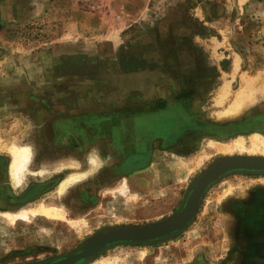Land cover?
Listing matches in <instances>:
<instances>
[{
	"label": "rangeland",
	"instance_id": "1",
	"mask_svg": "<svg viewBox=\"0 0 264 264\" xmlns=\"http://www.w3.org/2000/svg\"><path fill=\"white\" fill-rule=\"evenodd\" d=\"M138 70L152 71L148 84L157 97L194 94L205 116L237 119L221 129L229 136L225 142L208 140L210 150L213 143L228 145L238 137L248 147L254 133L264 136V0H0V264L46 262L77 250L97 231L169 218L199 177L226 155L210 157L185 181L168 180L157 170L141 191L133 183L138 166L134 161L135 167L124 170L118 150L98 143L70 149L56 141L48 122L81 101L75 84L88 75L113 81ZM58 86L66 88L63 95L48 94ZM46 104L51 112L61 107L62 114L44 115ZM21 145L34 146L36 154L22 184L13 185L6 148ZM92 148L109 161L64 194L58 193L64 173H38L42 163L83 160ZM179 160L170 158L173 165ZM252 176L261 179H219L189 226L150 248L116 244L82 264H264L262 229L252 231L220 210L228 201L253 203L261 223L264 173ZM123 179L128 187L121 192ZM255 182L263 189L252 197ZM42 201L63 210L65 220L30 215L13 222L4 214Z\"/></svg>",
	"mask_w": 264,
	"mask_h": 264
},
{
	"label": "crops",
	"instance_id": "2",
	"mask_svg": "<svg viewBox=\"0 0 264 264\" xmlns=\"http://www.w3.org/2000/svg\"><path fill=\"white\" fill-rule=\"evenodd\" d=\"M153 75L150 70H138L123 72L113 81L108 78H100V81L97 76L91 75L87 76L86 82L82 81L80 84L76 81L78 84L72 88L79 90L78 94L80 92L83 94L81 101L72 108L63 110L64 116L50 120L47 129L57 133L56 141L60 144L66 142L70 149L98 143L105 149L115 152L118 150V154L122 156L119 160L123 162L124 170L132 168L125 166V163L135 157L139 165L138 175L134 177L133 183L141 191L147 188L149 178L157 170H160L163 178L168 180L185 181L196 169L207 163L210 157L221 154L210 150L208 142L210 140L225 142L229 136L221 129L231 128L237 123V119L229 120L227 116L217 115L219 119H223L215 120L209 115L205 116V110L200 109L198 97L194 94L168 93L165 98L153 95L148 84L149 81L151 84L152 81L148 79ZM115 83L118 86L114 90L112 84ZM54 89L48 94H57V98L66 91V88L63 89L61 86ZM44 98H47V94ZM44 106L48 107H43L44 115L62 114L61 107L59 111L51 112L52 107L47 104ZM167 122H173L175 125H167ZM204 141L207 142L205 147L202 143ZM174 154L182 158L176 165L170 161ZM237 173L246 175L240 174L237 178ZM222 178L226 180L230 178L233 182L240 179L244 184L261 179L244 172H233ZM252 185L255 186L250 189L254 197L263 186L258 182ZM250 204H234L228 201L219 206L220 210L228 211L237 218V222H243L251 227L252 231L253 228L258 231L262 229L261 239H264V217L259 223L254 215L258 207L255 209L253 203ZM230 233L234 237L235 231Z\"/></svg>",
	"mask_w": 264,
	"mask_h": 264
},
{
	"label": "water",
	"instance_id": "3",
	"mask_svg": "<svg viewBox=\"0 0 264 264\" xmlns=\"http://www.w3.org/2000/svg\"><path fill=\"white\" fill-rule=\"evenodd\" d=\"M233 172L264 173V156L246 154L222 156L194 183L182 207L175 215L146 225L118 227L106 232L97 231L77 250L38 264H82L100 255L101 251L110 246L154 242L184 230L196 215L208 189L219 179Z\"/></svg>",
	"mask_w": 264,
	"mask_h": 264
},
{
	"label": "bare ground",
	"instance_id": "4",
	"mask_svg": "<svg viewBox=\"0 0 264 264\" xmlns=\"http://www.w3.org/2000/svg\"><path fill=\"white\" fill-rule=\"evenodd\" d=\"M230 114L234 115L236 113L230 112ZM213 147L215 152L221 154L224 153L226 156L230 154H242L244 151L247 153L253 152L264 154V136L259 133H254L250 139V145L248 147L242 137L236 138L228 145L213 143ZM6 151L11 157V184L13 183V185H20L23 182L26 172L29 170L34 161L36 154L35 147L32 145L12 146L10 148H6ZM61 160L62 161L57 160L52 164L42 163V166L38 172L39 174H44L45 172L49 171H53L55 173H64V178L58 185V193L60 194L66 193L69 186H75L83 180L93 178L107 164L106 162L109 161L106 159L105 155L96 148L88 150L83 160L76 157H68ZM127 187V181L126 179H123L119 190L124 192L127 190ZM4 214L13 222L18 219H29L30 215H41L55 221L64 220L63 210L43 201L32 208L20 211H4Z\"/></svg>",
	"mask_w": 264,
	"mask_h": 264
},
{
	"label": "flooded vegetation",
	"instance_id": "5",
	"mask_svg": "<svg viewBox=\"0 0 264 264\" xmlns=\"http://www.w3.org/2000/svg\"><path fill=\"white\" fill-rule=\"evenodd\" d=\"M135 161V163H136V165L135 164H133L132 162H134ZM126 165L125 166H127V167H135V166H138L139 164H138V161H137V159L135 158V157H133V158H131L130 159V162H127V163H125ZM130 164V165H129ZM135 165V166H134ZM251 174H256V173H251Z\"/></svg>",
	"mask_w": 264,
	"mask_h": 264
}]
</instances>
